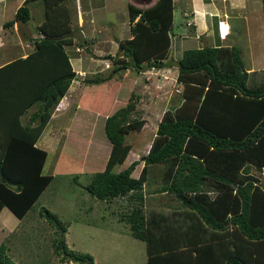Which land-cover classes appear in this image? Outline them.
I'll list each match as a JSON object with an SVG mask.
<instances>
[{
    "label": "trees",
    "instance_id": "16d2710c",
    "mask_svg": "<svg viewBox=\"0 0 264 264\" xmlns=\"http://www.w3.org/2000/svg\"><path fill=\"white\" fill-rule=\"evenodd\" d=\"M28 1H22L9 23L28 20ZM61 1L42 0L44 19L36 26L40 36L28 38L31 51L0 66V209L5 206L22 218L55 176L71 172L72 181H77L83 165L91 173L82 186L89 195L99 200L129 195L138 203L119 219L127 222L133 238L145 243L146 264H264V182L250 173L251 168L264 172V79L248 83L241 50L234 45L185 49L174 62L167 61L173 0H156L144 8L128 4L130 36L118 41L115 54L103 57L110 60L112 73L163 69L171 62L176 69L175 80L181 87L178 104L163 111L137 176H131L136 160L113 171L129 152L125 134L143 124L130 117L131 91L104 117L103 132L110 147L102 168L93 171L91 161L79 157L71 163L60 150L51 172H41L47 152L34 143L74 78L64 50L74 39L69 35L73 30ZM260 1L264 16V0ZM76 43L87 49L86 41L84 47ZM110 78H85L92 89L80 95L78 107L84 108L87 96L99 94V84ZM115 87L110 84L109 91L102 92L105 98L110 96L107 101H113ZM105 98H99L98 104L107 111L110 104ZM30 107L35 110L28 122L34 124H23L21 117ZM153 165L160 166L162 183L157 191L171 193L182 207L178 212L209 229L207 240L199 242L194 230L183 238L178 233L157 235L158 220L164 218L159 213L147 226L141 205ZM39 215L56 229L52 251L60 262L93 264L89 254L67 248L66 229L53 213L40 207ZM227 233L231 248L222 240ZM6 250L0 244V264H18Z\"/></svg>",
    "mask_w": 264,
    "mask_h": 264
},
{
    "label": "rangeland",
    "instance_id": "374dc122",
    "mask_svg": "<svg viewBox=\"0 0 264 264\" xmlns=\"http://www.w3.org/2000/svg\"><path fill=\"white\" fill-rule=\"evenodd\" d=\"M9 1L10 6L14 7L15 0ZM153 1L102 0L103 8L99 7L100 0H63L60 2L68 9L70 29L82 30L85 34L84 40L87 43V49L77 46L75 39L71 44L64 45V50L71 61L69 63L74 72V78L65 93L59 97L55 107L50 110V119L46 122L42 134L45 139L43 145L36 143L49 150L43 165V174L51 172L56 155L60 150H65V155L71 159V163L79 157L82 160L91 161L88 163L93 171L102 168L110 147L103 132L104 117L108 112H112V108H116L121 102L126 101L127 92L131 91L134 94V106L130 117L143 121L140 128L131 129L125 134V143L129 145L127 159L129 162L132 160L137 162L131 176H137L142 165V155L149 147L163 111L178 104L180 90L175 80L176 69L169 67L171 71H166L164 68H150L137 73L133 69H125L112 73L110 60L103 57L115 54L118 41L130 36L126 6L130 4L133 7L144 8ZM89 2L94 7H98V11L96 9L90 14L91 18L95 20L91 21L92 23H89L85 13L86 8H84V5ZM26 5L28 11L30 10V21L26 25L35 31L33 32L35 36H40L36 26L44 19V4L42 0H30ZM254 6L252 10H245V19L242 20L237 16L232 19L237 30L234 31L231 38H237L236 44L238 43L241 49L243 68L247 67L249 63L255 65L256 62H261V65H264V33H258L257 26V24L263 23L262 17L264 21L260 0L256 1ZM189 7L190 3L187 0H175L173 16L179 10L180 15L187 18L188 22L192 24ZM58 10L61 11V8ZM60 15L64 16V13L62 12ZM253 16L255 18L259 16L260 21L257 22ZM251 21L252 23H250ZM244 24L252 33H250L249 45L252 46L253 43L254 48L257 49L254 58H251L247 52L244 30L239 31V27L243 28ZM98 26H101L102 30L96 28ZM185 27L188 29V25ZM173 30L174 37L184 33V31L180 32V29L174 28ZM213 31L214 27H212L211 35L214 41L215 33ZM199 38L205 37L202 35ZM188 41L184 46L185 49L195 48L199 41L204 43L202 39H199L198 42L193 38ZM16 45L12 49L13 55L17 48L20 49L19 46H26V49L29 46L25 42H19ZM204 45L206 44L200 46ZM96 75L99 78L109 75L111 78L99 84L102 87L99 94L87 96L86 104L82 105L85 109L78 107L77 100L88 88V84H85L83 80ZM263 75L264 70L251 73L248 83L263 80ZM110 84L116 86L114 95L112 94V102L107 101L110 96L105 98L107 96L104 95L109 91ZM83 87L84 91L81 93ZM88 89L91 91L92 87ZM101 94L106 103L110 104L107 111L103 109L102 104H98V99L103 98L100 96ZM34 110L35 107H30L23 113L21 117L23 124H31L28 122V116ZM54 117L55 119L52 120ZM126 165L127 163L117 165L113 171L117 172ZM77 168L75 167V171ZM159 168L160 166L157 165L149 168L143 187L144 197L141 211L147 220V226L150 223L148 220L157 212L164 217L158 220L155 232L157 235L178 233L183 238V234H191L194 230L197 240L204 242L211 235L210 230L203 226L199 227L196 222L189 221L184 213L178 212L182 207L171 193L157 191L162 183L158 172ZM78 169H81V172L78 174L77 182L72 181L71 172H68L66 176H55L49 182L31 208L18 220V225L16 229L14 228L16 231L11 236L12 245H9L10 240L3 241L7 247L6 255L18 264H75L73 261L60 262L58 256L53 253L52 240L57 237L56 229L49 225L42 215H39V208L45 207L63 223L66 229L63 237L67 248L74 253L89 254L93 264H146L145 243L133 238L129 233L127 222L124 219H119L120 215L125 216L138 204L136 200L129 195L115 197L111 200H99L92 197L82 188L88 182L91 173H87V167L83 165H80ZM250 173L263 184L264 172L250 170ZM222 240L228 248H231L229 233L224 235Z\"/></svg>",
    "mask_w": 264,
    "mask_h": 264
},
{
    "label": "crops",
    "instance_id": "0c3cea01",
    "mask_svg": "<svg viewBox=\"0 0 264 264\" xmlns=\"http://www.w3.org/2000/svg\"><path fill=\"white\" fill-rule=\"evenodd\" d=\"M23 0H15L14 7L10 6V1L8 0H0V66L3 65L4 63L13 60L15 58H23L26 56V54L31 51L30 45H29V39L28 38H33L36 37L35 34L32 31L31 27L27 26L28 22L30 21V10H29V19L25 22L21 21H13L12 23H9V21L12 20L14 12L18 6L21 5ZM144 1V0H143ZM153 1V0H152ZM156 0H154L151 4H147L145 7H149L152 5ZM173 0V4H174ZM188 3H190L189 7V14L193 20V23L191 24L188 22L187 18H183L179 10L177 11V14L173 16L174 12V7L172 10V25L171 29L169 31V38H170V47L168 50V55L166 60L167 61H173L179 58L181 52L185 50L184 46L189 42L188 39H194L198 42L199 39H202V41L198 42V45L195 46L201 47L200 45L206 44L204 46H230L234 45L237 46L238 48L239 45L237 42V38L233 37L234 31L237 30V27L233 24L232 19L234 16H237L238 18H241L242 20L245 19L246 11L247 10H252L256 5V1L258 0H187ZM102 0H100V8L104 7V4H101ZM261 5V1H260ZM86 8V15L88 16L89 23H92L91 21H95L94 18H91V13L98 11L97 6H93L91 2L87 3V5H84ZM128 6V5H127ZM126 6V7H127ZM253 7V8H252ZM256 9V8H255ZM254 9V10H255ZM246 10V11H245ZM256 11V10H255ZM257 15V13H255ZM184 15H186L184 13ZM128 19V17H127ZM174 19V21H173ZM257 22L260 21L259 16L254 17ZM252 19V21H253ZM184 20V21H183ZM215 20V22H214ZM262 24H257L258 26V33L263 32L264 33V21L263 17L261 18ZM252 21L250 23H252ZM8 22V23H7ZM188 22V23H187ZM218 22L221 24L227 25V34L224 35L223 37L219 35L217 31V25ZM187 23V24H186ZM188 25L185 27V25ZM80 26V24H79ZM178 27V28H177ZM212 27H214V33H215V39L213 41L211 35H212ZM96 28H101V26H98ZM176 28L180 29V32H183V34L178 35V37H174L175 34L172 32L174 31L173 29ZM191 30H190V29ZM104 29V28H103ZM102 30V28H101ZM244 30V36L245 40L247 43V52L251 58H254V55H256V48H254L253 43L252 46L249 45L250 38H251V31L248 30L247 25L244 24V27H239V31ZM82 33L83 31L80 30ZM192 32V33H191ZM31 33V34H30ZM208 36H206V34ZM252 34V33H251ZM85 34L83 33V36ZM204 36L205 38H199L200 36ZM197 36V37H196ZM199 38V39H198ZM231 38V39H230ZM19 42H25L29 46L26 49V46L20 47L16 49L14 55L12 54V49L14 46H17L16 44H19ZM206 42V43H205ZM190 49V48H188ZM241 50V49H240ZM177 54V56L175 55ZM69 62L71 63L70 59ZM173 62L170 63V67L175 69V66L173 65ZM171 68L165 67L167 71H171ZM246 72L250 75L251 73H255L259 70H264V65H261V62H256L255 65L253 63H249L247 67L244 68ZM264 76V75H263ZM179 86L180 90V85ZM178 90V89H177ZM58 107V105H57ZM56 111V110H55ZM50 119V118H49ZM55 117L52 119L54 120ZM70 121V119H69ZM73 121V119H72ZM46 127V126H45ZM45 127L43 128L40 136L35 142V146L42 148L40 145H43V142L45 141L44 137H42V134L44 133ZM42 137V138H41ZM41 143L39 146L37 144ZM44 147V146H43ZM46 152H49L45 147L42 148ZM128 154L125 157V160L123 163H129ZM143 158V155H142ZM122 164V163H121ZM43 169V167H42ZM251 170H253L251 168ZM42 172V170H41ZM81 172V169L79 170ZM43 173V172H42ZM89 180V179H88ZM77 182V181H76ZM157 213V212H156ZM154 215V214H153ZM21 218L15 217L5 206L0 209V244H4L3 241L5 240H10L9 245H12L11 241V236L14 235L16 226L18 225V220ZM15 228V229H14ZM14 241V240H13ZM5 245V244H4ZM6 247V245H5ZM145 247V246H144ZM7 248V247H6ZM7 252V251H6Z\"/></svg>",
    "mask_w": 264,
    "mask_h": 264
},
{
    "label": "water",
    "instance_id": "95a60500",
    "mask_svg": "<svg viewBox=\"0 0 264 264\" xmlns=\"http://www.w3.org/2000/svg\"><path fill=\"white\" fill-rule=\"evenodd\" d=\"M70 37L78 41L83 47L85 46V40L83 33L80 30H73L70 34Z\"/></svg>",
    "mask_w": 264,
    "mask_h": 264
},
{
    "label": "built area",
    "instance_id": "2783aa9c",
    "mask_svg": "<svg viewBox=\"0 0 264 264\" xmlns=\"http://www.w3.org/2000/svg\"><path fill=\"white\" fill-rule=\"evenodd\" d=\"M217 28H218L219 32H222L221 35L224 34L227 31L226 25L221 24L220 22H218Z\"/></svg>",
    "mask_w": 264,
    "mask_h": 264
},
{
    "label": "clouds",
    "instance_id": "9594fccd",
    "mask_svg": "<svg viewBox=\"0 0 264 264\" xmlns=\"http://www.w3.org/2000/svg\"><path fill=\"white\" fill-rule=\"evenodd\" d=\"M224 25H225V24H224ZM217 26H218V25H217ZM226 27H227V25H226ZM217 31H218V28H217ZM218 33H219V35H220V36H222V37H223L224 35H226V34H227V31H226L224 34H222V35H221V33H222V32H219V31H218ZM166 71H167V70H166Z\"/></svg>",
    "mask_w": 264,
    "mask_h": 264
}]
</instances>
